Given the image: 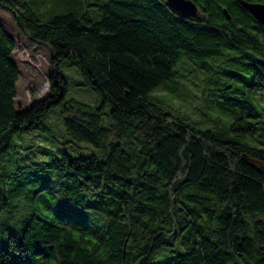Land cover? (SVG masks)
<instances>
[{
  "label": "trees",
  "instance_id": "1",
  "mask_svg": "<svg viewBox=\"0 0 264 264\" xmlns=\"http://www.w3.org/2000/svg\"><path fill=\"white\" fill-rule=\"evenodd\" d=\"M192 1L194 16L167 0H0L53 51L48 92L16 106L18 41L0 19V153L62 101L69 139L100 149L14 171L45 211L6 235L0 264H264V24L238 0ZM62 60L99 105L65 100ZM187 86L217 115L158 100Z\"/></svg>",
  "mask_w": 264,
  "mask_h": 264
},
{
  "label": "rangeland",
  "instance_id": "2",
  "mask_svg": "<svg viewBox=\"0 0 264 264\" xmlns=\"http://www.w3.org/2000/svg\"><path fill=\"white\" fill-rule=\"evenodd\" d=\"M0 19L11 31L18 41V47L14 51L13 58L18 65L19 77L16 82L17 94L14 98L16 106H27L34 98L41 97L48 92V73L52 66L50 56L53 51L44 44H34L26 35L17 30L9 10L0 5ZM66 60L60 63V71L67 83L65 100L75 99L91 105H99L100 98L93 92L86 77L79 73L75 66H68ZM158 100L164 102L176 111L189 114L193 119L205 118L204 111L211 116L217 113L211 107L202 106L200 92L187 86L184 95L175 97L167 91L157 89ZM63 101L53 106L46 114L35 121L34 132L29 130L17 132L10 141L9 147L0 153V192L6 195L8 204L1 206L0 197V244L8 233L22 227L25 219L31 212L45 211L42 202L37 198L33 190L39 185L33 182H22L21 177H15L14 171L18 167H25L31 162L49 159L53 155L69 153L71 155L98 153L97 147L84 141L70 140L64 129V121L61 114ZM102 115L103 126L109 120L110 106L105 103ZM46 134L55 146L44 140L36 133ZM250 141L249 137L244 139ZM34 145L31 151L28 147ZM51 145L53 151L49 153L43 146ZM59 148V151L56 148ZM100 151V149H99Z\"/></svg>",
  "mask_w": 264,
  "mask_h": 264
},
{
  "label": "water",
  "instance_id": "3",
  "mask_svg": "<svg viewBox=\"0 0 264 264\" xmlns=\"http://www.w3.org/2000/svg\"><path fill=\"white\" fill-rule=\"evenodd\" d=\"M249 13L260 23L264 24V3L250 0H238ZM169 6L180 12L183 16H194L197 5L192 0H167ZM224 14L229 18L226 10Z\"/></svg>",
  "mask_w": 264,
  "mask_h": 264
}]
</instances>
